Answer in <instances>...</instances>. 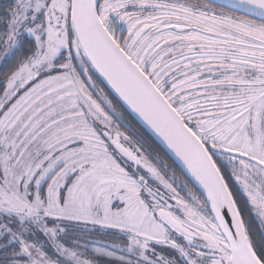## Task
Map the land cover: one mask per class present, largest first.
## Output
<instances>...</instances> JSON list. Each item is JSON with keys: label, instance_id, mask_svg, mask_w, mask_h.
<instances>
[{"label": "snow or ice", "instance_id": "obj_1", "mask_svg": "<svg viewBox=\"0 0 264 264\" xmlns=\"http://www.w3.org/2000/svg\"><path fill=\"white\" fill-rule=\"evenodd\" d=\"M102 258L264 264V0L3 6L0 264Z\"/></svg>", "mask_w": 264, "mask_h": 264}, {"label": "trees", "instance_id": "obj_2", "mask_svg": "<svg viewBox=\"0 0 264 264\" xmlns=\"http://www.w3.org/2000/svg\"><path fill=\"white\" fill-rule=\"evenodd\" d=\"M202 2H204V1H202ZM7 3H8V0H0V11H2L3 6L6 5ZM218 9H219V7H218ZM225 11H227V10H225ZM153 147H155V146H153ZM155 150H158V149H155ZM161 155H163V154H161ZM164 159L167 160V157H164ZM170 167H171V165H170ZM176 174H177V176L181 175L179 170H177ZM181 179H182V177H181ZM182 195H183V193H182ZM71 227L75 230L73 232V234L78 233V232L87 234L86 232H88L89 234L94 235V236L96 235L98 237H105V238H107V241L110 243L111 242H118L117 237L114 235L115 230H112V229H102L98 225L81 224V223H72ZM254 227H259V221H254ZM81 235H83V234H81ZM100 241H102V240H100ZM100 262H101V260H100ZM104 262H106V261L104 260Z\"/></svg>", "mask_w": 264, "mask_h": 264}, {"label": "rangeland", "instance_id": "obj_3", "mask_svg": "<svg viewBox=\"0 0 264 264\" xmlns=\"http://www.w3.org/2000/svg\"><path fill=\"white\" fill-rule=\"evenodd\" d=\"M219 10V9H218ZM73 223H75V222H73ZM81 224H84L83 222H81ZM87 234H85V233H81V232H78V233H74L75 235H81V234H83V236H85V237H87L88 239H91V240H102V241H107V238H105V237H98V236H94V235H91V234H89L88 232H86ZM103 260V261H102ZM104 260L106 261V262H104ZM100 264H108V261H107V259L106 258H102L101 259V262H100Z\"/></svg>", "mask_w": 264, "mask_h": 264}, {"label": "water", "instance_id": "obj_4", "mask_svg": "<svg viewBox=\"0 0 264 264\" xmlns=\"http://www.w3.org/2000/svg\"><path fill=\"white\" fill-rule=\"evenodd\" d=\"M202 1H204V2H207V0H202ZM221 2L223 3V2H226V0H221ZM217 7H219V5H217ZM224 10H229V9H224Z\"/></svg>", "mask_w": 264, "mask_h": 264}]
</instances>
